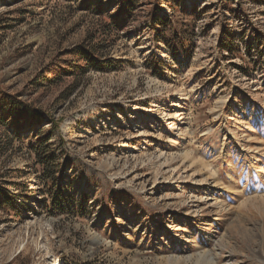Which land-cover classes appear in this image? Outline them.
Instances as JSON below:
<instances>
[{"label":"rangeland","instance_id":"374dc122","mask_svg":"<svg viewBox=\"0 0 264 264\" xmlns=\"http://www.w3.org/2000/svg\"><path fill=\"white\" fill-rule=\"evenodd\" d=\"M0 114V264H264V0H0Z\"/></svg>","mask_w":264,"mask_h":264},{"label":"trees","instance_id":"16d2710c","mask_svg":"<svg viewBox=\"0 0 264 264\" xmlns=\"http://www.w3.org/2000/svg\"><path fill=\"white\" fill-rule=\"evenodd\" d=\"M160 22H165L163 20H160ZM159 22V23H160ZM110 26L113 25V23L109 24ZM109 25H106L105 27H109ZM164 30V29H163ZM161 31V33H159L158 35H160L162 38V40L167 44L169 42V40L171 39V36L168 35L167 37L163 36V32ZM103 34H107V31L104 32ZM103 47L102 45H100V42H96V43H92V42H84L81 45H77L74 48H72L69 53H71L74 56H79L81 58H84V60L87 62V69H92L96 72H104V71H111L114 70L115 68L118 67V63L114 62L113 60L108 59V57H106L103 54ZM69 68H73L72 71H70L69 69H66L64 67H60L59 71H61L62 73L67 72L66 74H75L76 73V69H80L82 70L81 73H83L85 70L81 69V67L79 65H74V63L69 67ZM85 68V67H84ZM5 101L7 102L6 105L3 106L2 111L3 112H8L10 113L9 116H12V114L16 113L19 114L16 118L19 119L24 112V110H29L30 112H28V116L30 118H35L37 115L38 116H42V113H34V111H32L33 108V104L32 103H28L25 104L24 102H20V101H14L13 97H6ZM0 118L2 119V115L0 114ZM38 156V163L41 164L42 166L47 165L46 162V155H41L40 153H37ZM44 172L45 174H47L46 178L51 180V176L48 175V167H44Z\"/></svg>","mask_w":264,"mask_h":264}]
</instances>
